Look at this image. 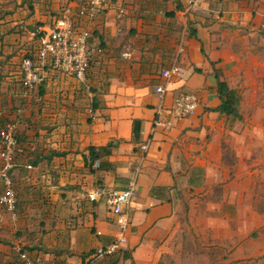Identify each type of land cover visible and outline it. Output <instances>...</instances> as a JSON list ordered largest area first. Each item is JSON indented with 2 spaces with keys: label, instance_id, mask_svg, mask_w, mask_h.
<instances>
[{
  "label": "crops",
  "instance_id": "crops-1",
  "mask_svg": "<svg viewBox=\"0 0 264 264\" xmlns=\"http://www.w3.org/2000/svg\"><path fill=\"white\" fill-rule=\"evenodd\" d=\"M30 1L25 15L0 19V87L18 107L9 117L37 161L12 170L27 172L21 183L37 186L48 231L37 241L65 250L43 252L44 264H81L90 258L82 254L113 241L119 227L106 197L92 201L88 193L99 185L123 189L133 178L138 195L128 242L93 263L264 264V0L193 7L188 0H106L97 7L89 0ZM67 7L77 26L91 31L87 78L46 62L43 81L27 90L18 59L37 58L39 42L28 25L42 22L37 31H48ZM175 62L181 74L165 79L162 71ZM218 79L242 94L243 119L213 110L221 104ZM185 92L197 93L196 112L158 129L142 153L134 120L143 122V142L158 107ZM112 141L118 145L103 158L105 167L92 170L89 147Z\"/></svg>",
  "mask_w": 264,
  "mask_h": 264
},
{
  "label": "built area",
  "instance_id": "built-area-1",
  "mask_svg": "<svg viewBox=\"0 0 264 264\" xmlns=\"http://www.w3.org/2000/svg\"><path fill=\"white\" fill-rule=\"evenodd\" d=\"M106 0H89L92 7L100 6ZM204 0H188V6H199ZM91 31L79 28L72 8L67 7L55 20L53 26L41 39L37 50V58L26 57L21 62V78L24 88L34 90L44 79L43 64L49 62L51 66L63 73L74 76L84 82L87 78L92 50L89 45ZM181 51L183 47L180 48ZM129 56V53H125ZM182 72L179 63L175 62L170 68L162 71V76L169 79L179 76ZM157 91L161 99L164 98L166 88L159 85ZM199 106V97L195 92H185L177 95L170 107L160 105L153 119L148 137L139 144L140 151L146 154L150 148L152 138L158 129L170 130L177 120L193 115ZM17 124L9 121L0 129V181L4 188L0 191V208L6 210L17 219L18 195L12 179V170L20 156L27 154V147L17 134ZM99 161L95 165L99 166ZM31 168V166H28ZM138 195V181L133 178L123 189H108L97 186L88 193L92 201L106 197V203L113 214L115 223L119 227L113 241L95 250L90 258L81 264L90 263V259H100L121 251L128 242V231L131 224L130 206ZM19 264H44V254L41 251L18 248Z\"/></svg>",
  "mask_w": 264,
  "mask_h": 264
},
{
  "label": "rangeland",
  "instance_id": "rangeland-1",
  "mask_svg": "<svg viewBox=\"0 0 264 264\" xmlns=\"http://www.w3.org/2000/svg\"><path fill=\"white\" fill-rule=\"evenodd\" d=\"M21 2V3H19ZM26 4H23V3ZM25 5V6H23ZM31 1L26 0H0V17H20L21 15H25V12L30 9L33 10L31 7ZM23 9H22V8ZM21 8V9H20ZM5 13V14H4ZM10 13V14H9ZM52 25V24H51ZM34 26V25H28ZM47 33V31H45ZM38 48L40 47L41 40L38 39ZM33 55L35 57V54L33 53H27L22 54L19 56L18 60H23L26 57H29L30 55ZM0 60H4L0 57ZM7 63V62H6ZM6 65V64H4ZM8 65V63H7ZM18 65V62L17 64ZM24 87V86H23ZM0 87V110H3L2 116L0 115V129L5 126L6 123L9 121H12L13 117H9V115L13 114L14 108L18 109V107L11 108L10 105V99L8 97H4L5 93H2ZM246 92V90H245ZM249 96L248 92H246ZM249 93H254V90L250 89ZM3 97V98H1ZM261 107L264 108V103L261 104ZM250 107H248L249 109ZM250 110V109H249ZM6 111V112H5ZM262 123V119L258 120ZM264 138V133H263ZM20 139V137H19ZM20 141H22L20 139ZM24 145L27 147V154L25 156H20L17 160V168L20 166L19 164L27 165L29 161H34V158H31L32 151L30 148V144L28 142H23ZM25 170H30L25 167ZM27 172H23L22 170L18 171V175L12 174V179L14 181V187L18 195V205H17V211L18 216L17 219H13L12 215L9 214L6 210L3 208H0V247L1 245L4 246V249H0V257L4 258V256H8V261L6 264H19V257H18V248H27L28 250H31L30 248L34 247L33 250L46 252L49 250H52L51 253H55V250L53 248H43L40 246L41 244L37 241L39 238H41L44 234H46L48 231L45 228L46 222L44 221L43 215L38 211L39 206L42 205V201L35 198V195L37 194V191L35 190L37 186L35 184L27 185L21 183V177L26 176ZM262 187H264V184H262ZM4 188L3 183L0 181V191ZM30 193L34 197H30ZM51 201V200H50ZM6 248V249H5ZM7 250V251H6ZM32 251V250H31ZM69 253V252H68ZM95 262L94 264H96ZM0 264H3V261L0 262Z\"/></svg>",
  "mask_w": 264,
  "mask_h": 264
},
{
  "label": "trees",
  "instance_id": "trees-1",
  "mask_svg": "<svg viewBox=\"0 0 264 264\" xmlns=\"http://www.w3.org/2000/svg\"><path fill=\"white\" fill-rule=\"evenodd\" d=\"M27 1V0H26ZM31 7L33 8V5H31ZM1 19V17H0ZM43 25L42 22H37L36 26H30V29L35 30L36 31V36L38 37V39H42L43 36H45V31H37V28L39 26ZM3 40V35H0V41ZM2 55V53L0 52V56ZM29 57H33V55L31 54ZM35 58V57H33ZM2 62V61H0ZM4 74L2 73V70L0 69V81L3 80ZM218 90H219V95L221 98V104L214 108V111H218L221 114L227 115V116H231L234 119H243V115L240 112V104H241V100H242V94L240 93V91L236 88H232L230 87V85L225 81V80H221L218 79ZM142 120L141 119H135L133 122V141L136 143H141L142 142V138H141V131H142ZM20 140V139H19ZM118 142L116 141H112L110 143H108L107 145L104 146H94L91 145L89 147V155L88 157H86V161L89 164V166L91 167L92 170H94V165L96 163V161H99V168H103L105 167V160H103L104 157L110 155L113 151V149L115 147H117ZM29 163L31 164H37V161L34 159V161L32 160L29 161ZM158 188H153V191L155 192ZM23 249H27V248H23ZM31 250L34 249V247L30 248ZM65 250H55V253L57 254H61L62 252H64ZM67 251V250H66ZM69 252V251H67ZM94 252V250L88 252L87 254H82V257L84 258V260L86 259L87 256H91L92 253ZM120 251L116 252L119 253ZM116 253H113L111 255H114ZM117 260L114 261V263ZM90 263L93 262V259L89 260ZM56 264H67L66 261L64 260H58V262Z\"/></svg>",
  "mask_w": 264,
  "mask_h": 264
}]
</instances>
